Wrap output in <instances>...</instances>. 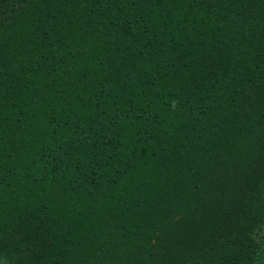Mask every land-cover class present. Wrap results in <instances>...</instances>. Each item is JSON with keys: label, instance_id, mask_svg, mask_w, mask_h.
Returning <instances> with one entry per match:
<instances>
[{"label": "trees", "instance_id": "1", "mask_svg": "<svg viewBox=\"0 0 264 264\" xmlns=\"http://www.w3.org/2000/svg\"><path fill=\"white\" fill-rule=\"evenodd\" d=\"M264 0H3L0 260L262 264Z\"/></svg>", "mask_w": 264, "mask_h": 264}, {"label": "rangeland", "instance_id": "2", "mask_svg": "<svg viewBox=\"0 0 264 264\" xmlns=\"http://www.w3.org/2000/svg\"><path fill=\"white\" fill-rule=\"evenodd\" d=\"M263 259H264V254H263ZM0 264H4V263L0 260ZM262 264H264L263 261H262Z\"/></svg>", "mask_w": 264, "mask_h": 264}, {"label": "snow or ice", "instance_id": "3", "mask_svg": "<svg viewBox=\"0 0 264 264\" xmlns=\"http://www.w3.org/2000/svg\"><path fill=\"white\" fill-rule=\"evenodd\" d=\"M3 2V0H0V3H2Z\"/></svg>", "mask_w": 264, "mask_h": 264}]
</instances>
